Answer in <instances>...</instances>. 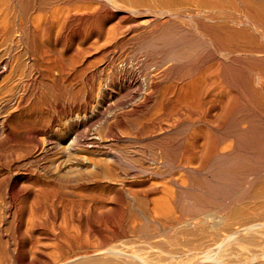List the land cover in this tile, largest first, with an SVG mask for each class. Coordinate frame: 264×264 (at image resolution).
Here are the masks:
<instances>
[{
	"label": "bare ground",
	"instance_id": "1",
	"mask_svg": "<svg viewBox=\"0 0 264 264\" xmlns=\"http://www.w3.org/2000/svg\"><path fill=\"white\" fill-rule=\"evenodd\" d=\"M254 107L264 0H0V264H264Z\"/></svg>",
	"mask_w": 264,
	"mask_h": 264
},
{
	"label": "rangeland",
	"instance_id": "2",
	"mask_svg": "<svg viewBox=\"0 0 264 264\" xmlns=\"http://www.w3.org/2000/svg\"><path fill=\"white\" fill-rule=\"evenodd\" d=\"M202 49H204V48H202ZM210 49H211V48L208 47L205 51L208 52ZM235 81L238 82V79H236ZM45 87H46V86L41 85L42 90H45V92H48L49 89H48L47 87H46V88H47V89H46ZM43 88H45V89H43ZM46 90H47V91H46ZM57 90H58V89H57ZM57 90H55L54 92H56ZM54 92H53V93H54ZM254 108H255V107H254ZM254 108H251V113H252L253 115L257 116V117H261V118H262V119L259 118L260 120L258 119L259 121H257V122L259 123V126L256 125V127H255V129H256V130H259V132H260L259 135H260V139H261V142H262V143H260V145H261V144H263V142H264V140H263V139H264V138H263V137H264V132H263V131H264V126H263V127L261 126V125L264 124V115H263V113H262L259 109H257V107L255 108V110H254ZM256 109H257V111H256ZM253 110L256 111L255 114L253 113ZM249 111H250V109H249ZM257 112H258V113H257ZM256 113H257V114H256ZM261 113H262V114H261ZM261 122H262V123H261ZM258 123H257V124H258ZM187 126H190V125L187 124ZM185 127H186V126H185ZM190 127H191V126H190ZM186 128H187V127H186ZM188 129H190V128H188ZM188 129H187V130H188ZM261 132L263 133V136H262ZM261 136H262V137H261ZM262 138H263V139H262ZM245 145L248 146V144H245ZM263 146H264V144H263ZM263 146H262V147H259V148H261V151H258V150H260L259 148H258V149L255 148V150L257 149L256 151L254 150V152H250V153L247 152L246 155L248 154L247 156L251 157V156H253V155L255 154V152H257V154H256L254 157L256 158V156H257V157L260 156V157L263 158V157H264V155H263V154H264V151L262 150ZM147 147H148V146H146L145 148H147ZM263 149H264V148H263ZM246 150H247V149H246ZM258 152H259V153H258ZM251 153H253V154H251ZM260 153H261V154H260ZM250 155H251V156H250ZM261 155H262V156H261ZM262 158H261V159H262ZM237 188H238V187H237ZM239 188H240V187H239ZM239 188H238V189H239ZM240 189H241V188H240ZM81 193H82V192H80V194H81ZM97 193H98V192H97ZM84 194H85V195H84ZM93 194H94V193H92V195H91V193H85V192H83V194H81V195L78 194V196H77V195H76V196L72 195L73 197L70 196V199H71L72 201H73V200L76 201V200H75L76 197H77V198L79 197L77 200H79L80 198H83V197H85V198H92V196H94ZM82 195H83V197H82ZM90 195H91V196H90ZM95 195H97V194L95 193ZM88 196H89V197H88ZM68 197H69V196H67V198H68ZM73 198H74V199H73ZM70 199L67 200V202L70 201V202L73 204L74 201L72 202ZM215 199H216V198H215ZM215 199H214V200H215ZM217 199H218L219 201H221V200L225 201V200L223 199V197H222V198L220 197V198H217ZM214 200H213V201H214ZM70 202H69L68 204H70ZM221 202H222V201H221ZM65 203H66V202H65ZM68 204L65 206V210H64V208L61 209V208H60L61 206L58 207V208H56L57 211L59 212V213H57V215H59V214L61 215V212H62L61 210H63V211H66V210H67L66 212H68L70 206H73L72 208L74 209V207H75V202H74L73 205H71V204L68 205ZM67 206H69L68 209L66 208ZM212 206H213V205H212ZM212 206H211V207H212ZM70 209H71V208H70ZM73 209H71V210H69V211H73ZM45 212H46V211H45ZM45 212H42V213L45 214V216H46L47 214H46ZM42 213L40 214V221H39V223L41 222V223H43L44 225H46V224H45V221H46L45 219H47L49 216L44 217V215H43ZM53 213H54V212H53ZM42 216H43V218H42ZM27 218H28V217H27ZM41 218L44 220L43 222H42V219H41ZM44 218H45V219H44ZM28 223H29V222H28ZM41 223H40V225H39L40 228H42V229H44V230L49 229V228H48V225L45 227V226H44L43 224H41ZM46 223H47V222H46ZM30 225H31L30 223H29V225H28L27 222H26L25 227H26V228H27V227L29 228ZM41 225H42V226H41ZM43 227H44V228H43ZM28 228H27V229H28ZM28 230H31V228L28 229ZM234 250H235V251L232 252L233 254L231 253V255L233 256V258H232V256H231L232 259H235V258L237 257L238 254H239L238 256L241 257V258L237 257V259L239 258V259H241V260H242V259L245 260L244 257L249 256V255H248L249 253H248V251H247L246 249H244V250L247 251V253H245L246 256H244L243 254H241L242 252H240V250H241L240 248H238V249L235 248ZM236 250H237V251H236ZM238 250H239V251H238ZM244 250H243V251H244ZM241 251H242V250H241ZM237 252H238V253H237ZM244 252H245V251H244ZM244 252H243V253H244ZM234 253H237V254H234ZM234 255H236V256H234ZM241 255H242V256H241ZM243 256H244V257H243ZM246 259H247V258H246Z\"/></svg>",
	"mask_w": 264,
	"mask_h": 264
}]
</instances>
